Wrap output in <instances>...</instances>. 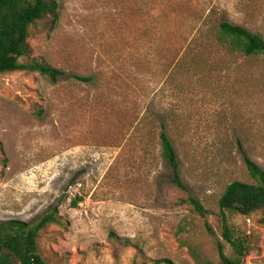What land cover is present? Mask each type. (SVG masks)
<instances>
[{"label":"rangeland","instance_id":"obj_1","mask_svg":"<svg viewBox=\"0 0 264 264\" xmlns=\"http://www.w3.org/2000/svg\"><path fill=\"white\" fill-rule=\"evenodd\" d=\"M56 1L57 23L36 22L28 42L62 75H0V222L56 208L36 239L46 264H197L192 250L217 264L191 196L233 256L218 199L252 182L244 156L264 170V55L231 54L212 31L229 21L264 38V0ZM162 123L186 190L161 156ZM226 216L251 238L242 264H264V213Z\"/></svg>","mask_w":264,"mask_h":264},{"label":"trees","instance_id":"obj_2","mask_svg":"<svg viewBox=\"0 0 264 264\" xmlns=\"http://www.w3.org/2000/svg\"><path fill=\"white\" fill-rule=\"evenodd\" d=\"M59 3L56 0H0V75L16 71L39 74L49 81H56L62 71L53 67L42 57L32 55L28 42L30 27L38 21L48 20L54 26L59 20ZM216 42L231 54L244 57L264 55V38L247 27L229 21H222L212 31ZM80 81L91 78L74 76ZM159 132L161 156L171 169V181L180 189L186 190L182 181V172L178 155L162 123ZM244 164L251 183L234 180L228 183L218 199L221 235L233 251L229 256L224 251V244L215 236L214 230L206 218L209 214L200 200L189 196L182 203H187L193 213L204 220L207 233L215 242L218 254L217 264H242L252 249L248 235H236L228 226L226 213L242 216L261 211L264 213V170L249 157L244 156ZM77 205L76 201L71 203ZM264 222V216L262 218ZM56 208H51L30 222L9 219L0 222V264H46L38 253L37 237L39 232L50 224H59ZM109 239L121 246H131L128 239H121L113 232ZM192 250V249H191ZM197 264H209L192 250ZM133 264H173L169 259H156L149 263Z\"/></svg>","mask_w":264,"mask_h":264}]
</instances>
